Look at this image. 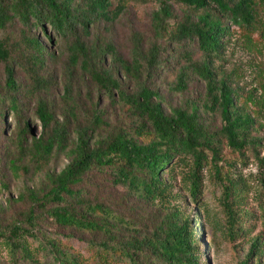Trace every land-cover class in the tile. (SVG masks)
I'll return each mask as SVG.
<instances>
[{"label": "trees", "instance_id": "16d2710c", "mask_svg": "<svg viewBox=\"0 0 264 264\" xmlns=\"http://www.w3.org/2000/svg\"><path fill=\"white\" fill-rule=\"evenodd\" d=\"M114 1L116 6L112 9ZM132 1L0 0V29L17 22L25 28H41L46 33L44 25L47 23L59 35H74L70 61L77 65L81 60L83 70L91 79L112 101L127 106L139 123L131 134L118 133L98 141L92 135L94 130L107 126L99 114L93 119V129L76 127L71 162L50 179V189L35 200L36 208L28 212L26 226L19 221L6 226L0 223V237L13 260L21 254L32 264H41L43 259L47 264H143L141 260L144 259L155 264H199L193 227L198 231L203 226L195 209L188 212L182 210V206L198 204L203 195L205 174L222 189L226 214L234 224L236 213L230 200L236 202L241 198L240 187L232 179L233 164L223 159L221 146L227 145L243 157L254 142L250 135L254 121L235 105V91L225 79L218 80L215 62L225 54V38L230 31L225 22L251 28L255 23L253 7L249 0H160L161 7L155 14V40L148 51L137 39L131 62H125L112 45L104 52L89 51L77 34V26L86 32L97 20L115 22ZM171 4L193 9L198 15L195 20L187 19L171 29L174 18ZM193 39L197 40L203 59L195 62L191 53H187L185 70L189 69L205 82L213 104L210 109H220L222 128L214 134L205 129L197 109L174 108L168 116L163 111V98L159 92L140 84L144 74L151 80L161 69L162 41L180 44ZM26 49L29 51L28 63L34 69L42 63L45 48L38 39H32L26 41ZM106 54L112 56L126 76L139 82L136 93L124 92L119 81L104 68L103 56ZM10 60L9 44L0 40V63L5 65L6 91L0 98V106L8 102L10 110L20 116L22 108L17 98L20 85L15 65ZM185 70L178 76L173 88L176 91L186 90ZM31 78L35 94L51 86L48 79L36 73ZM66 95H71L70 88ZM36 116L41 135H35L30 124L24 122L17 135V144L19 152H25L28 139H31L32 170L38 175L50 165L55 150L57 153L67 151L70 133L65 124L56 121L44 100L38 101ZM257 161L260 168H264V158ZM239 162L245 163L246 159ZM11 169L17 173L19 166L13 163ZM24 170L29 173L31 169L24 167ZM94 172L110 175L114 186L127 190L138 202L164 211L161 222L149 233L125 236L134 228L127 216L116 214L104 203L83 198L77 190L85 177ZM163 172L168 173L171 181L162 178ZM178 176L186 195L174 192L172 181ZM262 184L264 186V181ZM41 217H47L62 228L102 234L106 241H92L89 244L92 254L86 258L74 249L44 237L39 228Z\"/></svg>", "mask_w": 264, "mask_h": 264}, {"label": "rangeland", "instance_id": "374dc122", "mask_svg": "<svg viewBox=\"0 0 264 264\" xmlns=\"http://www.w3.org/2000/svg\"><path fill=\"white\" fill-rule=\"evenodd\" d=\"M254 10L255 23L251 28H240L225 22L230 31L225 38V54L216 60L218 80L225 79L235 91V105L253 119L251 137L254 142L243 157L238 156L227 145L221 146L222 157L233 164L232 179L240 188L241 198L233 202L236 213L234 224L230 222L224 206V194L210 176L205 174L203 195L198 204H183L182 210L195 212L203 228L194 226L199 264H264V168H260L257 159L264 158V0H249ZM116 6L113 2L112 9ZM160 0H133L122 16L115 22L97 20L89 25L86 32L77 26V34L89 51L104 52L112 45L118 55L131 62L135 40H141L148 51L155 40V14L159 11ZM174 18L171 29L187 19H196L198 13L180 4H171ZM46 33L35 26L25 28L20 23H13L6 29H0V40H6L11 49V60L15 65L16 78L20 85L17 94L22 114L17 116L9 108V103L0 106V223L4 226L19 221L26 226L28 212L36 208L35 200L42 197L51 187V178L57 176L71 162V149L76 143V127L94 128L96 115L107 124L103 129H95V141L106 140L118 133L131 134L139 123L129 108L122 103L112 101L83 70L81 60L76 64L70 61V47L75 36L59 35L45 23ZM38 39L45 48L42 63L34 69L28 63L27 40ZM164 52L162 66L153 79L144 74L140 84L157 90L163 98L162 108L166 115L171 109L182 108L191 111L197 109L201 123L209 133H217L222 128L220 109L212 107L206 84L187 65V53H191L195 62L203 57L196 39L180 44L162 41ZM94 57V55H91ZM103 66L109 70L121 84L126 93H136L139 82L125 75L110 54L103 56ZM5 65L0 63V98L6 95ZM185 70L186 90H174L178 76ZM37 74L48 79L51 86L40 93L32 92V75ZM71 89V95L66 90ZM44 100L56 121L65 124L70 140L66 152L57 153L50 165L40 174L35 175L32 167V141L28 139L25 152H19L17 135L28 122L35 135L42 133L36 116L37 103ZM240 163V160H245ZM19 166L13 171L11 165ZM24 167L31 169L26 173ZM110 172V171H109ZM108 172V173H109ZM110 174V173H109ZM162 178L171 181L167 172ZM111 176L97 172L85 177L77 187L83 198L108 205L116 214L127 216L134 228L125 236L149 233L161 222L164 211L153 208L150 204L138 202L127 190L111 183ZM181 177L172 181L174 192L186 195L180 183ZM187 199V197H186ZM190 201V199H187ZM40 214V213H39ZM196 219L194 212L192 220ZM21 224V225H22ZM39 228L42 235L55 240L65 247L74 249L88 258L92 254L89 244L104 242L102 234H91L75 229L62 228L47 217H41ZM23 226V225H22ZM256 246V247H255ZM252 256L250 257V255ZM143 264H155L151 260H141ZM0 264H32L20 254L13 260L0 237ZM41 264H47L41 260Z\"/></svg>", "mask_w": 264, "mask_h": 264}]
</instances>
